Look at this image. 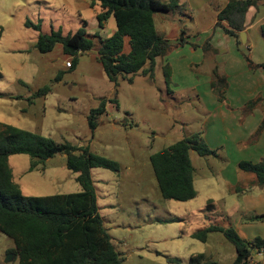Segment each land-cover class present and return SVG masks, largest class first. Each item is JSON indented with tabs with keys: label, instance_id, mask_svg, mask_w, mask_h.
<instances>
[{
	"label": "rangeland",
	"instance_id": "obj_1",
	"mask_svg": "<svg viewBox=\"0 0 264 264\" xmlns=\"http://www.w3.org/2000/svg\"><path fill=\"white\" fill-rule=\"evenodd\" d=\"M226 1L178 0L179 6L172 12L156 14L159 33L174 43L184 29L186 43L156 59L153 78L136 75L132 83L119 78L115 87L97 59V38H93L92 50L79 55L73 69L67 68L71 57L64 54L60 44L45 53L36 48L40 33L58 29L63 35L73 33L83 20L87 22V33L101 39L110 37L116 30L112 16L100 28L96 21L98 6H91L90 0H0V122L59 143L87 147L91 153L118 163L117 171L92 168L91 177L98 213L122 258L121 264H189L190 258L200 253L217 264H232L234 260V246L222 233H209L205 242L190 234L210 224L228 225L221 207L214 209L209 199L219 200L216 204L222 206V198L230 203L231 196L239 198V192L245 189L261 190L253 184L251 173L237 168L242 160H238L235 149L226 144L229 153H219L226 160L190 152L197 196L188 201L162 198L149 161L151 154L181 138L196 132L202 135L208 121L213 122L208 120L207 112L213 108L206 105H210L213 93L210 81L215 67L225 75L235 98H242L246 104L264 103L262 94L246 92L248 89H242L237 80L250 76L245 75L250 68L243 54L254 63L263 57L264 0H257L253 7L258 10L254 18L249 13L245 23L248 42L243 43L240 36L238 48L233 38L215 27L216 11ZM26 20L38 24L39 29L25 26ZM252 21L257 23L252 25ZM256 43L261 47L257 44L252 48ZM127 49L126 40L124 51ZM165 64L170 71L167 82ZM59 73L62 76L58 80ZM254 79L252 74L249 81ZM46 85L49 90L34 97L33 93ZM103 99L107 101L106 113L91 130L87 116ZM33 161L26 154L8 158L13 179L24 195L82 190L77 173L66 168L64 154H56L30 169ZM222 170L229 181L234 180L231 185L224 181ZM232 187L240 189L229 193ZM236 211L227 215L237 218ZM15 249L13 240L0 232V264H18ZM9 254L15 256L11 259ZM8 255L10 260L5 261Z\"/></svg>",
	"mask_w": 264,
	"mask_h": 264
},
{
	"label": "trees",
	"instance_id": "obj_2",
	"mask_svg": "<svg viewBox=\"0 0 264 264\" xmlns=\"http://www.w3.org/2000/svg\"><path fill=\"white\" fill-rule=\"evenodd\" d=\"M90 1L91 6H98V27L102 28L110 16L115 19L116 30L110 37L101 39L97 34L87 33V22L83 20L82 26L73 33L63 35L60 29L40 33L36 48L45 53L60 44L64 54L71 57L69 69H73L79 55L92 50L93 38H97V59L108 79L117 87L119 78L129 83L133 82L136 75L153 78L156 59L186 43L184 30L180 32L178 42L172 43L155 26L154 16L172 12L178 7V0ZM256 3L257 0H228L217 13L215 25L234 37L239 45V33L245 28L246 12ZM25 26L39 29L38 24L33 25L28 20L25 21ZM261 32L264 34V24L261 25ZM126 40L129 46L127 52L124 51ZM243 56L251 70L261 68L264 71V62L254 63L246 54ZM163 69L167 82L170 76L169 65L165 64ZM61 76L62 73H59L56 78L59 80ZM210 87L218 101L226 100L228 82L225 75L218 73L217 67L212 71ZM48 90L49 86L46 85L33 95L42 96ZM106 102L103 99L97 108L90 110L87 123L91 130L97 127L98 119L106 113ZM246 105L252 106L255 103L248 102ZM191 151L199 156L215 155L201 133L196 132L149 156L162 198L188 201L196 197ZM59 153L65 156L66 168L77 173L76 181L82 190L44 196L24 195L13 179L8 158L15 154L29 155L34 160L30 167L32 169L38 162H44ZM96 167L113 171L119 168L114 160L91 153L87 147L59 143L50 137L0 122V232L13 240L16 247L14 253L19 258L18 264L122 263L98 213L91 177V169ZM237 168L251 173L256 185L264 189V160H242L237 163ZM208 203L213 205L212 200H208ZM254 219L264 221V213L255 215ZM212 232L222 233L234 246L235 257L232 264H249L253 251L261 252L264 256V237L256 236L245 240L230 225L210 224L192 232L190 236L205 242ZM189 264L217 263L206 260L205 255L200 253L191 257Z\"/></svg>",
	"mask_w": 264,
	"mask_h": 264
},
{
	"label": "crops",
	"instance_id": "obj_3",
	"mask_svg": "<svg viewBox=\"0 0 264 264\" xmlns=\"http://www.w3.org/2000/svg\"><path fill=\"white\" fill-rule=\"evenodd\" d=\"M227 2L228 0L226 1V3ZM226 3L221 8L217 9L216 18L217 13L226 5ZM253 7L254 6H251L247 10L246 20L249 13L253 14V18L254 16H256L258 10H254ZM255 23H257V21H252V25H254ZM262 24H264V21L262 22ZM215 27L218 26L215 25ZM219 28L222 30L221 27ZM222 32L227 38H233L234 44L238 48L235 38L228 35L223 30ZM243 32V43H247L249 37V28L247 25H245ZM186 36V38H188V35ZM178 40L179 37H177V40L174 43L178 42ZM257 44L258 43L252 45L251 47L254 48V46H257ZM258 45L259 47H261L260 44ZM128 50L129 46L127 51ZM262 51V59L257 60L255 63L264 62V48H262ZM248 73L249 74L245 75L250 76H242V78L237 79L239 86L242 89H248L246 90V92H250L251 94H262V96L260 97L264 98V71L261 68H257L255 69V71L250 69ZM252 74L253 76H255V79L249 81L250 77H252ZM262 101L260 102V104L248 106L242 98H235L229 92V89H227L226 100L224 102H220L212 93L210 105H205L213 108L212 110L207 111L209 113L208 120L212 119L213 122L211 123V120H209V124L205 126L204 130L202 131V137L204 138L206 144L210 149L215 151V155L212 156L221 157L219 154L220 152L224 155L228 154L230 148L228 149L226 144H229L235 149L236 153L238 154V160H247L252 162L264 160V103ZM223 159H225V157ZM220 173L224 181L228 182V184L231 185L234 182V180L229 181L226 171L222 170ZM253 184L256 185L255 182ZM239 189L240 188L238 187H232L229 193L238 192ZM239 193H241V196L239 198L236 196H231L230 203L226 202L225 198H222V206H219L218 203L216 204V201L218 202L219 200H209H212L214 209L221 207L220 213L225 215L224 222L232 226L241 238L245 240H251L256 236L264 237V221L253 219V215L255 216L264 213V189L261 188V190H256V188H252L249 189V192L248 189H245ZM225 205L227 207L229 205L228 209H224ZM233 209H237L236 212L238 213L239 217L232 219L230 218L231 215L227 214H231L230 212ZM257 223H261L263 226H260V228H258L259 226H253ZM249 264H264V256L262 255V253L253 251L249 259Z\"/></svg>",
	"mask_w": 264,
	"mask_h": 264
},
{
	"label": "water",
	"instance_id": "obj_4",
	"mask_svg": "<svg viewBox=\"0 0 264 264\" xmlns=\"http://www.w3.org/2000/svg\"><path fill=\"white\" fill-rule=\"evenodd\" d=\"M240 36H241V40L244 41V32L243 31L240 32ZM9 255H11V259L15 256V254H9ZM9 255L6 257L5 261L10 260V256Z\"/></svg>",
	"mask_w": 264,
	"mask_h": 264
},
{
	"label": "built area",
	"instance_id": "obj_5",
	"mask_svg": "<svg viewBox=\"0 0 264 264\" xmlns=\"http://www.w3.org/2000/svg\"><path fill=\"white\" fill-rule=\"evenodd\" d=\"M66 66H68V67L70 66V61H68V62L66 63Z\"/></svg>",
	"mask_w": 264,
	"mask_h": 264
}]
</instances>
